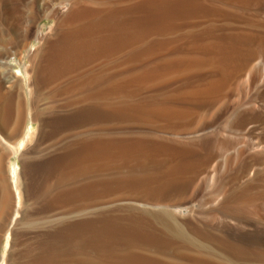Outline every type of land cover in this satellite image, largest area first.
<instances>
[{"label": "rangeland", "instance_id": "374dc122", "mask_svg": "<svg viewBox=\"0 0 264 264\" xmlns=\"http://www.w3.org/2000/svg\"><path fill=\"white\" fill-rule=\"evenodd\" d=\"M81 1L90 0H0V63L5 60L9 61L14 65L13 72L15 73L23 63H28L29 71L32 72L34 65L39 60V57L36 56L41 51L39 48L51 36L58 17ZM192 2L193 4L188 5L180 15H184L188 22L183 32H179L175 40L172 39V44L175 43V46L168 49L164 46L166 40H162V50L167 52L161 56L160 63L157 60L159 58L153 56L158 49L155 48L157 45H154L157 38H151L146 43L147 54H150L145 64L147 69L143 74L144 77L139 80V90L131 98L130 106H126L125 95L121 93L120 96H115L119 102L114 103L113 108L104 111L103 114L92 115V119L97 123L92 130V142L91 139L90 141L83 139L76 141L78 136L83 137L86 134L85 128H77L81 127L84 122H91L90 118L84 119L76 126L73 120L74 114L68 112L65 104L51 101L59 97L58 93L54 95L41 93L39 96L33 82H29L28 89L32 88L31 90L34 92L31 95L34 102L29 103L27 107L24 120L20 124V131L18 130L19 132L17 131L13 138H9L8 130L6 132L5 126L0 124V135L12 146H17L24 141L29 126H32L34 132L17 156L8 146L0 150V154L5 156L3 161L5 178L11 194L9 205L4 207V213L0 215L1 223L5 221L7 226L0 232V264H112L106 263L104 258L118 253L116 250H120L122 246L112 244L116 242L109 240L111 229L116 225L119 226L118 228H122V224L128 226L126 228H130V230L150 229L151 225H158L156 228L161 229L160 244L164 251L173 248L172 250L177 249L179 252L190 255L192 253L206 255L213 250V247H216L214 246L216 240H227L236 244L235 246L240 251H244L242 256L233 258L234 262L230 260L233 264H247V262H249L248 264L251 262L264 264V221L248 218L239 220L226 210L236 200L242 198L243 189L252 182L255 170H264V166H260L263 162L262 159L251 158L256 154L253 149L254 141L257 139L264 141V80L256 72L258 68L264 70V66L259 63V58H263L264 61V0H193ZM40 32L44 33L43 40L39 38ZM34 47L35 49L32 50ZM262 50L263 53L260 54ZM15 55L22 60H11ZM38 55L40 56V54ZM121 65L122 63H118L112 66L113 69L108 68L112 69L109 71V75L121 74L124 68H115V66ZM16 83H18V79L15 80ZM8 86L9 84L7 85L2 77V89L5 90ZM171 97L178 102H185L179 106L177 113L170 115L173 118L150 116L154 113L159 99L162 102ZM13 98H15V94ZM4 102L5 100H0V114L4 109ZM10 103V107L13 108L14 101L12 100ZM85 103L86 100H83L68 107L74 109L81 106L87 112L91 111L86 109ZM251 103L254 105L250 106ZM149 104L152 108L149 107ZM248 105L250 108L247 107L249 109L246 110ZM128 107L136 109L134 112L137 116L124 115L127 114ZM30 111L32 114H29ZM40 112L43 114L37 118L36 114H40ZM237 112L241 114L240 117L243 120L238 117L235 123L227 126L228 118ZM128 114H133V112L130 111ZM198 114L200 115L198 116ZM209 114L212 115L209 116ZM217 114L223 115L218 116L217 120L213 122ZM191 116H194L191 120L198 121L196 132L193 129L191 130L194 132H182L179 139L176 138L179 136L178 132L161 133L162 136L166 135L165 137L173 140L192 144L189 149L190 153H188L189 157L186 154L188 158L186 157L183 163L185 166L182 165L183 167L179 168L173 162L161 165L169 160L159 159L160 165H155L156 167L153 165L151 168L163 172L164 179H159L157 182L152 179L155 175L151 171H141L142 173L135 171L137 177H135L136 173L128 171L133 170V167H126L125 164L130 161L129 158H125L128 144L132 141L133 143H131L137 146L143 145L142 139H149L153 133L158 134L154 125L147 124L148 121H165L167 126L182 129L190 127V125L185 127L183 125L184 123L191 124V121L185 120L183 123L176 121V124L175 122L170 124L167 123V120ZM196 116L198 117L196 118ZM128 117H133L132 119L141 122L130 130L124 123ZM208 117L211 119V123L206 124ZM12 119L13 113L9 125H11ZM203 124H206V127ZM241 128H248L249 133L252 132L249 135V133L245 134L241 131L249 137L247 149L249 151L236 165L230 166L231 168L225 169L223 172L220 168L221 162L226 161L227 157L234 159L232 155L238 151L241 144L232 145L233 147L228 145L229 147L227 146L225 149L226 158L221 159L222 140L228 132L239 135ZM54 130L57 134H62L57 137L56 133H51ZM125 136L131 140L129 141ZM197 139L199 140L196 141ZM125 141L126 143H124ZM79 148H85L86 152L89 151L87 148H90L89 152L92 151L91 157L82 158L92 160L89 162V166L93 165L97 176L91 178V181L88 180L90 183L84 179L82 181L84 185L77 186L79 203L76 204L74 210L66 206L69 205V202L77 201V196L71 198L75 199L71 201L68 198L67 204L61 203V206L58 207H48L50 205L46 202L48 199L45 200L42 196L43 191L51 182L52 185L57 186L59 175H61V171L59 173L57 169L54 172L55 169H50L49 166L52 165L51 163L56 157ZM227 148L231 149L227 151ZM191 150L196 152L193 153ZM192 153L195 157L192 156ZM136 156L141 155L138 153ZM115 161L116 163H114ZM14 163L18 164L21 177L22 204L19 208L16 207L15 189L11 181L10 168ZM247 165H255L250 174L246 169ZM84 167L83 164L80 165V169ZM176 170L177 172H175ZM145 173L149 175L146 177ZM140 176L146 177L145 179L150 182ZM196 179L197 183L194 185ZM208 182L214 183L212 184L214 191L221 185V187L227 188L219 196L220 198L218 197L204 208H198L197 205L202 201L201 199L206 198V194V196L208 194L213 196L215 193H207L210 192L207 191ZM149 184L151 187H148ZM257 186H259L258 182L254 188ZM55 192L60 193L58 186ZM61 193L62 196L69 194L67 191ZM98 196H102V199H94ZM172 207L180 210L173 211ZM164 209L166 212H163ZM144 210L148 212L145 213ZM157 213L162 217L171 214L170 222L175 221V223L169 224L178 226L176 228L169 227V224L164 221L165 219L160 221ZM67 230L68 233H66ZM175 235L179 236L177 241H175ZM8 238L10 239L8 240ZM7 242L9 244L6 247ZM242 248L244 250H241ZM151 255L147 251L145 256ZM182 256L188 257V255H180L178 264L183 261ZM163 257L166 255L164 254ZM150 262L159 263L155 259Z\"/></svg>", "mask_w": 264, "mask_h": 264}, {"label": "crops", "instance_id": "0c3cea01", "mask_svg": "<svg viewBox=\"0 0 264 264\" xmlns=\"http://www.w3.org/2000/svg\"><path fill=\"white\" fill-rule=\"evenodd\" d=\"M192 1L193 0H90L77 2L58 17L56 20L57 22H55L56 24H54L51 36L42 46L38 60L39 65L37 64V66H39L37 69H39L35 71L36 76L34 75V78L36 79L34 80L35 89L37 92L43 93V95H54L58 93L59 97L57 99H52L51 101H58L64 104H66L70 99L75 100L78 97L87 95L88 93L86 92H91L92 96L94 95L93 97H97L100 101H102L101 103L97 99L99 104L96 102V104H94L95 107L93 106V110L88 112L81 106L71 109L65 105L68 112L74 114V124L80 123L81 121H84V119L88 118L96 123V121L92 119V115L103 114L104 111H109L113 108V104L119 102V99L117 100L115 96H120L121 93L125 95L124 101L126 106L130 105V103H132L131 98H133L134 93L139 90V80L141 79L142 74L145 73V64L150 55L147 54L148 51L146 49V43L151 38H157L154 45H158V49L154 52L153 56H155L154 58L157 56L159 58L157 59L158 63H160L161 56L167 52L162 50V40H166L164 46L168 49L175 46V43L172 44V39L175 40L177 38V34L179 32H183L188 22L184 15H180L184 12L188 5L193 4ZM166 9L168 13L165 11ZM134 10H136L135 13ZM172 10L175 12H172ZM124 11L126 16L124 15ZM142 11L144 13H142ZM120 12L121 14L123 12L122 16H120ZM99 24H101V26ZM93 27L95 28L93 29ZM108 30L110 32H108ZM72 33L76 34L75 37ZM86 34L89 35L87 36ZM82 43L84 44L83 46ZM40 60L43 62H40ZM49 61H52V64H48L47 62ZM118 63H122V65L117 67L115 66V68H124L121 74H116L115 76L109 75V71L113 69L112 66ZM98 90L99 92H97ZM100 97L105 98L101 100ZM104 101L107 104H104ZM130 111H132L133 114L135 113V110L128 107L127 114ZM189 121H191V124L184 123L183 127L189 125L190 127L193 126L195 120L190 119ZM158 125L162 124L154 125V128L156 129ZM188 128L189 127L174 129L186 130L188 133L190 132V130H187ZM182 132H178L177 135L182 136ZM94 199H102V196L95 197ZM77 200L79 201L78 193ZM66 202L67 201L63 202V204H67ZM118 227L119 226L116 225L111 229L113 233L111 232L109 240L113 239V242L117 241L112 244H116L117 246L121 245L122 248L120 250H116L118 253L105 257L104 261L106 263L156 264V262H150L155 259L158 260V264H178L179 257L183 254L188 255V257L182 256L183 261H181V264H195L194 261L199 262L198 264H205L201 262L200 259L198 260V255L200 256V254L190 255L179 252L177 249L172 250L173 248L164 251L162 249V245L160 244L161 229H157L156 227H158V225L156 224L151 225L150 230H130V228H126L128 226H125V224H122V228ZM169 227L175 228L177 226L169 225ZM140 230L142 231V234H140ZM145 231H147V233H145ZM175 239V241L178 240L176 235ZM147 251H149L152 255L149 257L145 256ZM164 254L166 257H163ZM203 256L205 255H201V257Z\"/></svg>", "mask_w": 264, "mask_h": 264}, {"label": "bare ground", "instance_id": "6f19581e", "mask_svg": "<svg viewBox=\"0 0 264 264\" xmlns=\"http://www.w3.org/2000/svg\"><path fill=\"white\" fill-rule=\"evenodd\" d=\"M177 1V0H176ZM175 2V1H174ZM189 2V1H188ZM195 2V1H194ZM197 2V1H196ZM211 2V1H210ZM171 3V2H170ZM173 3V2H172ZM198 3V2H197ZM210 4V3H209ZM169 5V4H168ZM173 5V4H172ZM212 5V4H211ZM133 7V6H132ZM132 7H129V8H132ZM157 7V6H156ZM155 7V8H156ZM179 7V6H178ZM184 7V6H183ZM191 7V6H190ZM218 7V6H217ZM128 8V7H127ZM140 8V7H139ZM149 8V7H148ZM159 8V7H158ZM125 9V8H124ZM110 10V9H109ZM113 10V9H112ZM111 10V11H112ZM122 10V9H121ZM139 10V9H138ZM142 10V9H141ZM152 10V9H151ZM177 10H178V8H177ZM219 10V9H218ZM131 11V10H130ZM135 11L136 10H134V13H135ZM150 11V10H149ZM155 11V10H154ZM163 11H164V9H163ZM162 11V12H163ZM166 12H167V9L165 10ZM185 11V10H184ZM238 11V10H237ZM132 12V11H131ZM130 12V13H131ZM152 12V11H151ZM172 12H175V11H173L172 10ZM236 12V11H235ZM142 13H144L143 11H142ZM164 13V12H163ZM168 13V12H167ZM246 13V12H245ZM114 14V13H113ZM119 14V13H118ZM120 14H121V12H120ZM132 14V13H131ZM141 14V13H140ZM139 14V15H140ZM177 14V13H176ZM69 15V14H68ZM110 15V14H109ZM112 15V14H111ZM123 15V12H122V14L120 15V16H122ZM124 15L126 16V14H125V11H124ZM134 15V14H133ZM241 15V14H240ZM159 16V15H158ZM163 16V15H162ZM165 16V15H164ZM131 17V16H130ZM135 17V16H134ZM144 17V16H143ZM155 17V16H154ZM204 17V16H203ZM125 18V17H124ZM128 18V17H127ZM145 18V17H144ZM164 18V17H163ZM67 19V18H66ZM123 19V18H122ZM183 19V18H182ZM187 19V18H186ZM128 20V19H127ZM137 20V19H136ZM140 20V19H139ZM177 20V19H176ZM62 21V20H61ZM57 22V21H56ZM179 22V21H178ZM61 23H63V22H61ZM107 23V22H106ZM105 23V24H106ZM124 23V22H123ZM122 23V24H123ZM126 23V22H125ZM129 23V22H128ZM127 23V24H128ZM56 24V23H55ZM102 24V23H101ZM101 24H99L100 26H101ZM138 24V23H137ZM125 26V25H124ZM106 27V26H105ZM129 27V26H128ZM95 27H93V29H94ZM100 28V27H99ZM111 28H112V26H111ZM115 28V27H114ZM97 29V28H96ZM102 29H104V28H102ZM119 29V28H118ZM131 29V28H130ZM70 30V29H69ZM71 30H73V29H71ZM127 30V29H126ZM50 31V30H49ZM61 31V30H60ZM95 31V30H94ZM104 31V30H103ZM107 31V30H106ZM133 31V30H132ZM79 32V31H78ZM92 32V31H91ZM108 32H110L109 30H108ZM129 32V31H128ZM74 33H76V32H74ZM83 33V32H82ZM89 33V32H88ZM96 33V32H95ZM195 33V32H194ZM73 34V33H72ZM71 34V35H72ZM76 34H78V33H76ZM76 34H73L74 35V37H75V35ZM80 34V33H79ZM110 34V33H109ZM122 34V33H121ZM69 35V34H68ZM87 36L89 35V34H86ZM107 35H108V33H107ZM53 36V35H52ZM79 36V35H78ZM85 36V35H84ZM93 36V35H92ZM43 37H44V33L43 32H40V34H39V38H41L40 40H43ZM91 37V36H90ZM59 38V37H58ZM83 38V37H82ZM86 38V37H85ZM103 38V37H102ZM76 39V38H75ZM74 39V40H75ZM88 39V38H87ZM86 41V40H85ZM91 41V40H90ZM100 41V40H99ZM53 42V41H52ZM71 42V41H70ZM79 42V41H78ZM84 42V41H83ZM96 42V41H95ZM68 43V42H67ZM74 43V42H73ZM90 43H92V42H90ZM42 44H44V43H42ZM69 44V43H68ZM80 44H81V42H80ZM137 44V43H136ZM7 45V44H6ZM77 45V44H76ZM75 45V46H76ZM84 44L82 43V46H83ZM105 45V44H104ZM64 46V45H63ZM72 46V45H71ZM158 46V45H157ZM156 46V47H157ZM61 47V46H60ZM65 47V46H64ZM70 47V46H69ZM152 47V46H151ZM71 48V47H70ZM74 48V47H73ZM94 48V47H93ZM35 49V47L34 48H32V50H34ZM39 49H42V46L39 48ZM64 49V48H63ZM62 49V50H63ZM65 49H67V48H65ZM157 49V48H156ZM31 50V51H32ZM46 50H47V48H46ZM72 50V49H71ZM261 50V49H260ZM65 51V50H64ZM63 51V52H64ZM70 51V50H69ZM148 51V50H147ZM146 52V51H145ZM7 53V52H6ZM41 52H39L38 54H40ZM51 53V52H50ZM58 53V52H57ZM66 53V52H65ZM261 53H263V50H262V52L260 51V54ZM36 55V56H38L39 57V55ZM52 54V53H51ZM54 54V53H53ZM59 54V53H58ZM61 54L63 55V53L61 52ZM76 54V53H75ZM9 55V54H8ZM21 55V54H20ZM49 56V55H48ZM51 56V55H50ZM58 56V55H57ZM138 56V55H137ZM259 56H261L262 57V55H259ZM58 57H60V56H58ZM75 57H77V56H75ZM79 57V56H78ZM53 58V57H52ZM62 58V57H61ZM137 58V57H136ZM17 59L19 60H22V58H20V57H18L17 55H15L14 56V58L13 59H11V60H15V61H17ZM35 59H36V57H35ZM263 59V58H262ZM261 58H259V63H261L263 66H264V61L262 60ZM24 60V59H23ZM42 60H44V59H42ZM42 60H40V62L42 61ZM48 61V60H47ZM52 61H53V59H52ZM51 61V62H52ZM43 62V61H42ZM50 62V61H49ZM49 62H47L48 64H52L51 62L49 63ZM17 63H19V62H17ZM22 63V62H21ZM45 63V62H44ZM37 64L38 63H36L35 65H34V67H33V65H32V67H33V71L32 72H30L29 71V65H28V63L26 64V63H23V65L22 66H20V67H18V71L15 73V72H13V67H14V65L12 64V63H10L9 61H2L1 63H0V100H5V102H4V106H3V110L1 111V114H0V124L2 125V126H5V130H6V132H7V130H8V134H9V138H13V136H15V133L19 130V128H21L20 127V124H21V121L22 120H24V114H26V110H27V107L29 106V103H31L32 101L34 102V99H32L31 98V95H33L34 94V92L31 90L32 88V86L30 87L31 89L29 90L28 88H29V82L30 81H32L33 82V84H34V80H36L35 78H34V75L36 74L35 73V71L36 70H38L37 69V67H39V66H37ZM39 65V64H38ZM45 66V65H44ZM51 66V65H50ZM153 66V65H152ZM52 68V67H51ZM147 69V68H146ZM150 69V68H149ZM148 69V70H149ZM152 69V68H151ZM32 70V69H31ZM70 71V70H69ZM68 71V72H69ZM38 72V71H37ZM72 72V71H71ZM155 72V71H154ZM256 72L259 74V77L262 79V80H264V70L262 69V68H258V69H256ZM49 73V72H48ZM61 73H62V71H61ZM136 73V72H135ZM62 75V74H61ZM143 75V74H142ZM36 76V75H35ZM129 76V75H128ZM127 76V77H128ZM135 76V75H134ZM140 76H141V73H140ZM239 76V75H238ZM2 77L4 78V80L6 81V84L8 85L9 84V86L8 87H6V89L5 90H3L2 88ZM61 77V76H60ZM142 77H144V75L142 76ZM51 78V77H50ZM132 78V77H131ZM16 79H18V83H16L15 84V80ZM59 79V78H58ZM38 80V79H37ZM118 81V80H117ZM36 82H39V81H36ZM132 83V82H131ZM134 83V82H133ZM82 84V83H81ZM123 84V83H122ZM72 86V85H71ZM79 86V85H78ZM227 86H228V84H227ZM22 87V88H21ZM136 87H137V85H136ZM117 88V87H116ZM72 89V88H71ZM76 89V88H75ZM99 89V88H98ZM17 90V91H16ZM103 90V89H102ZM101 90V91H102ZM262 90V89H261ZM23 91V92H22ZM97 92H99V90L97 91ZM162 92V91H161ZM215 92V91H214ZM262 92V91H261ZM264 92V91H263ZM39 93V96H40V94H41V92H38ZM86 93H88L87 95H84V96H81V97H78V98H76L75 100H73V99H70L65 105L66 106H71V105H73V104H75V103H77V102H81V101H83V100H86V103H85V105H86V109H90V110H92L93 109V105L94 104H96V102H97V99L99 100V98H96V99H94L93 98V96H92V94H91V92H86ZM216 93V92H215ZM15 94V98H13V95ZM37 94V93H36ZM67 94H69V93H67ZM85 94V93H84ZM161 94V93H160ZM220 94V93H219ZM61 95V94H60ZM103 95V94H102ZM194 95V94H193ZM210 95V94H209ZM96 96V95H95ZM148 96V95H147ZM159 96V95H158ZM207 96V95H206ZM101 98V100H103V98H105V97H100ZM196 98V97H195ZM41 99V98H40ZM110 99V98H109ZM108 99V100H109ZM189 99V98H188ZM12 100L14 101V107L12 108V107H10V105H9V103L11 102L12 103ZM162 100V99H161ZM208 100V99H207ZM100 101V100H99ZM98 101V102H99ZM252 101H254V100H252ZM97 102V104H99ZM101 103H102V101H100ZM109 102V101H108ZM10 103V104H11ZM104 104H107V103H105V101L103 102ZM183 103H185V102H183V101H176V100H174V99H172V97L171 98H168V99H166V100H164V101H162V102H160V100H159V102L156 104V107L154 108V113L153 114H150V116L151 117H156V118H173V117H170V115H172V114H174V113H177L178 112V108H179V106L180 105H182ZM254 103H255V101H254ZM257 103V102H256ZM142 104V103H141ZM151 104V103H150ZM149 104V105H150ZM250 104V103H249ZM64 105V106H65ZM84 105V106H85ZM102 105V104H101ZM135 105V104H134ZM154 105V104H153ZM254 104H252L251 103V105L250 106H253ZM65 106V107H66ZM100 106V105H99ZM110 106V105H109ZM108 106V107H109ZM130 106V105H129ZM95 107V106H94ZM101 107V106H100ZM149 107H151V105L149 106ZM154 107V106H153ZM247 107H249V105L248 106H246V110H248L247 109ZM98 108V107H97ZM152 108V107H151ZM252 108V107H251ZM136 110V109H135ZM255 111V110H254ZM138 112V111H137ZM13 113V119H12V123H11V125H9V122H10V117H11V114ZM152 113V112H151ZM243 113V112H242ZM28 114V113H27ZM29 114H32L31 113V111H30V113ZM41 114H43L42 112H40V114H36V116H37V118H39L40 117V115ZM45 114V113H44ZM149 114V113H148ZM244 114V113H243ZM123 115V114H122ZM124 115H128V116H133V115H135V116H137L135 113L134 114H124ZM200 114H198V116H199ZM210 115H212V114H209V116ZM220 115H223V114H217L215 117H214V121L213 122H215L216 120H217V118H218V116H220ZM233 116H229L230 118H228V121H227V126H230V124L232 125V123H235V120H237V118L238 117H240V115L241 114H238V112H237V114H232ZM198 116H196V118L198 117ZM192 117H194V116H191V117H187V118H175V119H171V120H167V123L169 122L170 124L172 123V122H175V121H180V123L181 122H183V121H185V120H190ZM46 118V117H45ZM63 118V117H62ZM133 117H128V119L124 122L126 125H127V128L128 129H132V128H135L138 124H139V122H141L140 120H136V119H132ZM195 118V119H196ZM241 118V117H240ZM243 118H244V116H243ZM264 118V117H263ZM242 119V118H241ZM240 119V120H241ZM213 120V119H212ZM243 120V119H242ZM144 121V120H143ZM147 122V121H146ZM196 122V121H195ZM194 122V124H193V126H191V127H189L187 130H190L191 132L194 130L195 131V129L197 128V126H198V121L195 123ZM241 122V121H240ZM261 122V121H260ZM112 123V122H111ZM148 123H150V124H152V125H157V124H162V125H158V127L156 128V130H157V132H158V134L156 133H153L152 135H150L149 136V139H142L143 140V145H135V144H132L131 142H130V144H128V146H127V151L125 152V158H129V160L130 161H128L127 163H125L126 164V167H133L132 169L134 170H132L131 171V169L130 170H128L129 172H134V174H135V177H137V172H135V171H142V172H146L147 170L150 172H153L154 173V177L152 178L153 180L155 179V182H157V180H159V179H164L163 178V172H161L160 170H154V169H151L152 168V166L153 167H156L155 165H160L159 164V159H165V160H169L168 162H164L163 164H161V165H168V164H171V162H173V163H176L177 165H175V166H178L179 168H182L183 166L182 165H184L183 163L185 162V159H186V157L188 156V153H190V150L189 149H191L190 147H191V143H189L188 144V142H185V141H178V140H173V139H171V138H168V137H165V136H162V134H160L161 132L163 133V132H165L164 134H167V132H182L183 130H175L174 129V127L173 126H167V125H165V121H155V122H152V121H148L147 122V124ZM208 123H211V119L208 117V119L206 120V124H208ZM206 124L204 125V127H206ZM19 125V126H18ZM43 125V124H42ZM76 125V124H75ZM95 125H97V123H94V122H90L89 121V123L87 122V123H83V124H81V127H78L77 129H84V130H86V134L83 136V137H79L78 136V138L76 139V141L77 140H89L90 141V139H91V142H92V137H93V133H92V130H93V127L95 126ZM239 125V124H238ZM46 126V125H45ZM77 126V125H76ZM204 127H203V129H204ZM235 128H236V126H234ZM71 128H72V126H71ZM237 128H238V126H237ZM76 129V130H77ZM191 129H193V130H191ZM199 129V128H198ZM202 129V130H203ZM224 130H225V128H224ZM230 130H232L231 128H230ZM229 130V131H230ZM235 130V129H234ZM20 131V130H19ZM18 131V132H19ZM193 131V132H194ZM237 131V130H236ZM241 131H243L245 134H248L249 133V129L248 128H245V129H240L239 130V135H234L233 133H231V132H228L227 134H226V137H224V139L222 140V143H221V147H220V154H222L221 155V159H224V158H226V156H225V152H226V147L228 146V145H230V146H232V145H240L241 144V147L238 149V151L237 152H235L233 155H232V157H234V159H231L230 157L228 158L227 157V159H226V161H224L223 160V162H221V164H220V168H221V170H223V172H224V170L225 169H229V168H231L232 166H234V165H236L237 163H238V161L239 160H242V156H246L247 154V152L249 151H247V149H248V140H249V137H248V135H245L243 132H241ZM68 132V131H67ZM112 132V131H111ZM118 132V131H117ZM125 132V131H124ZM187 133V131L186 130H184L183 131V133ZM196 132V131H195ZM219 132H221V131H219ZM51 133H56V130H54V132H51ZM113 133V132H112ZM115 133V132H114ZM216 133H218V132H216ZM222 133V132H221ZM250 133H252V132H250ZM250 133H249V135H250ZM18 134V133H17ZM34 134V132H33V128H32V126H29L28 127V131H27V134H26V136H25V138H24V141L22 142V143H19L17 146H12V145H10L8 142H7V140H5L4 138H2V135H0V150H3V148H5V146L7 147H9V148H11L12 150H13V152H14V155L15 156H17L21 151H22V149L26 146V144L28 143V141L31 139V136ZM57 134V133H56ZM62 134V133H61ZM60 134V135H61ZM236 134H237V132H236ZM19 135V134H18ZM48 135V134H47ZM58 136L57 137H59L60 135H59V133L57 134ZM132 135H135V134H132ZM147 135H148V133H147ZM198 136H201V135H199V134H197ZM197 135H194V136H197ZM217 135V134H216ZM220 136H221V134H219ZM45 136V135H44ZM54 136V135H53ZM56 136V135H55ZM82 136V135H81ZM96 136V135H95ZM197 136V137H198ZM219 136V137H220ZM96 137H98V136H96ZM109 137V136H108ZM125 137H127V136H125ZM128 137H129V135H128ZM127 137V138H128ZM181 136H176V138H180ZM196 137V138H197ZM203 137H205V136H203ZM254 137H256V136H254ZM7 138V137H6ZM50 138V137H49ZM116 138V137H115ZM134 138V137H133ZM132 138V139H133ZM173 138V137H172ZM216 138H217V136H216ZM94 139H95V137H94ZM182 139H184L185 140V138H182ZM187 140H188V138H186ZM189 139H192V138H189ZM193 139L195 140V137H193ZM200 139V138H199ZM199 139H197L196 141H198ZM214 139V138H213ZM257 139V138H256ZM35 140V139H34ZM71 140V139H70ZM112 140V139H111ZM117 140V139H116ZM127 140V139H126ZM128 140H129V138H128ZM130 140H131V138H130ZM129 140V141H130ZM212 140V139H211ZM216 140V139H215ZM214 140V141H215ZM252 140H255V139H252ZM75 141V140H74ZM73 141V142H74ZM84 141V142H85ZM96 141V140H95ZM134 141V140H133ZM218 141H220V140H218ZM217 141V142H218ZM111 142H113V141H111ZM138 142H139V140H138ZM137 142V143H138ZM194 142V141H193ZM32 143V142H31ZM67 143V142H66ZM65 143V144H66ZM77 143V142H76ZM86 143V142H85ZM115 143V142H114ZM119 143V142H118ZM124 143H126V141L124 142ZM129 143V142H128ZM136 143V144H137ZM146 143V144H145ZM197 143V142H196ZM213 143V142H212ZM220 143V142H219ZM102 144V143H101ZM108 144V143H107ZM110 144V143H109ZM108 144V145H109ZM195 144V143H194ZM93 145V144H92ZM205 145H207L208 146V144H205ZM70 146V145H69ZM85 146V145H84ZM117 146V145H116ZM201 146V145H200ZM215 146H216V144H215ZM68 147V146H67ZM97 147V146H96ZM109 147V146H108ZM124 147V146H123ZM193 147H194V145H193ZM192 147V148H193ZM218 147V146H217ZM229 147V146H228ZM233 147V146H232ZM91 148V147H90ZM90 148L88 149L87 148V150H89L90 151ZM101 148V147H100ZM209 148V147H208ZM28 149V148H27ZM56 149V148H55ZM70 149V148H69ZM68 149V150H69ZM111 149V148H110ZM194 149V148H193ZM206 149V148H205ZM214 149H215V147H214ZM229 149H231V148H229ZM228 148H227V151L229 150ZM253 149H254V151H256L255 153V156H251V158L252 159H262L263 160V162H262V164H260V166H264V141H262V140H260V139H257V140H255L254 141V143H253ZM64 150V149H63ZM67 150V151H68ZM208 150V149H207ZM212 150H213V147H212ZM217 150V149H216ZM88 151V152H89ZM194 151L195 150H191V152H193L194 153ZM205 151V150H204ZM214 151V150H213ZM86 152V150H85V148H79L78 150H73V151H69V152H67L66 154H63V155H60V156H58V157H56L55 159H53V161H52V165H50L49 166V168L50 169H55L54 170V172L57 170L59 173H60V171H61V175H59V179H58V184H57V186H58V188H59V191H60V193H58V192H55V190L57 189V186L56 185H52L51 183L50 184H48V186L44 189V191H43V194H42V196L44 197V199L45 200H47L46 202L47 203H49V205L50 206H48V207H58V206H61V203H63V201H64V199H66L65 201H68L67 199L68 198H70L69 200L71 201V200H75V199H71V198H74L75 196H77L76 195V191H77V186L79 187V184H82V186L84 185V182H82V181H84V179L85 180H90L91 178H95L96 176H97V173L95 172V168H93V165H91V166H89V162L90 161H92V160H90V158H82V157H91L90 155V153L92 152ZM196 152V151H195ZM207 152V151H206ZM54 153V152H53ZM140 154L141 156H136L137 154ZM160 153H164V154H160ZM193 153H192V156H194L193 155ZM186 154H187V156H186ZM220 154H218V155H220ZM33 155V154H32ZM53 155V154H52ZM128 155H130V156H128ZM191 156V155H190ZM216 156V155H215ZM4 155H2V154H0V209H1V212H0V215H1V213H4V207L8 204L9 205V203H10V201H11V194H10V191H9V186H8V183H7V179L5 178V168H4ZM189 157V156H188ZM187 157V158H188ZM195 157V156H194ZM28 159V158H27ZM29 160V159H28ZM123 160V159H122ZM198 160V159H197ZM24 161V160H23ZM124 161H126V159H124ZM29 162V161H28ZM99 162V161H98ZM43 163H44V161H43ZM114 163H116V161L114 162ZM212 163V162H211ZM49 164V163H48ZM83 164V166H85L84 168H82V169H80V165H82ZM46 166H47V164H46ZM170 166V165H169ZM185 166V165H184ZM192 166V165H191ZM231 166V167H230ZM255 165H253V166H251V165H247V167H246V169H247V171H248V174H250V171L253 169V167H254ZM25 167V166H24ZM27 167V166H26ZM175 168H177V167H175ZM179 168H178V170H179ZM263 168V167H262ZM11 181H12V183H13V186H14V189H15V197H16V207L17 208H19V207H21V204H22V193L20 192V190H21V188H20V180H21V177H20V172H19V166H18V164L17 163H14V164H12L11 165ZM38 169V168H37ZM105 169V168H104ZM127 169V168H126ZM245 169V170H246ZM259 170V169H258ZM48 171V170H47ZM46 171V172H47ZM103 171V170H102ZM126 171V170H125ZM124 171V172H125ZM32 172V171H31ZM44 172V171H43ZM123 172V173H124ZM141 172V173H142ZM175 172H177V170L175 171ZM98 173H100V172H98ZM117 173V172H116ZM30 174V173H29ZM108 174V173H107ZM111 174V173H110ZM133 174V175H134ZM139 175H140V173H138ZM144 174V173H143ZM52 175V174H51ZM54 175V174H53ZM102 175H104V174H102ZM113 175H115V174H113ZM132 175V174H131ZM130 175V176H131ZM145 175H146V177L149 175H147L146 173H145ZM145 175H143V176H145ZM194 175V174H193ZM202 175V174H201ZM44 176V175H43ZM112 176V175H111ZM129 176V175H128ZM129 176V177H130ZM141 178H144V177H142V176H140ZM145 177V178H146ZM167 177V176H166ZM170 177V176H169ZM168 177V178H169ZM106 178H108V177H106ZM139 178V177H138ZM144 178V179H145ZM199 178V177H198ZM197 178V179H198ZM98 179H100L99 177H98ZM102 179V178H101ZM151 179V180H152ZM173 179V178H172ZM171 179V180H172ZM197 179L196 180H194L195 181V183H194V185L197 183L196 181H197ZM139 180V179H138ZM143 180V179H142ZM146 181L148 180V179H145ZM166 180V179H165ZM91 181V180H90ZM90 181H88L89 183H90ZM144 181V180H143ZM149 181V180H148ZM33 182V181H32ZM82 182V183H81ZM87 182V183H88ZM145 182V181H144ZM150 182V181H149ZM258 182V184H259V186H257L256 188H254V185L256 184ZM136 183V182H135ZM138 183V182H137ZM147 185H148V183L147 182H145ZM145 183H143L144 185H145ZM175 183V182H174ZM42 184V183H41ZM140 184V183H139ZM154 184V183H153ZM156 184V183H155ZM212 184H214V183H212ZM212 184H210L209 182H208V185H207V191H210V192H207V193H211V192H215L214 193V195L212 196V194L210 195V194H208V196H206L205 195V197L206 198H204V199H201L202 201L197 205L198 206V208H204V207H206L208 204H210V203H212V202H214L220 195H222L223 193H224V191H225V188H227V187H216V189H215V191L213 190V187L214 186H212ZM94 185V184H93ZM141 185V184H140ZM152 185V184H151ZM98 186V185H97ZM153 186H156V185H153ZM168 186V185H167ZM224 186V185H223ZM226 186V185H225ZM81 187V186H80ZM87 187V186H86ZM148 187H151L150 186V184H149V186ZM43 188V187H42ZM171 188V187H170ZM241 189V188H240ZM43 190V189H42ZM41 190V191H42ZM86 190V189H85ZM239 190V189H238ZM68 192L69 194H68V196L66 197V196H62V193L61 192ZM84 191V190H83ZM79 192V191H78ZM87 192V191H86ZM235 192H237V191H235ZM81 193V192H80ZM129 193V192H128ZM226 193V192H225ZM243 195H241L242 196V198L241 199H238V200H236L234 203H233V205L232 206H229V207H227V211L231 214V215H234V217H237L239 220H241V219H246V218H248V219H259V220H262V221H264V170L262 171L261 169L259 170V171H257V170H255V174H254V177H253V180H252V182L250 183V184H248V185H246L245 187H244V189H243ZM241 193V194H242ZM233 194H235L234 192H233ZM48 195H50L49 197H48ZM85 195V194H84ZM114 195V194H113ZM240 196V197H241ZM77 198V197H76ZM220 198V197H219ZM41 200V199H40ZM173 202V201H172ZM71 202H69V205H67L66 207L68 208V207H70V208H73L72 210H74V208H75V206H76V204H78L79 202H78V200L77 201H75V202H73V203H71ZM120 203V202H119ZM167 203V202H166ZM170 203V202H169ZM168 203V204H169ZM45 204V203H44ZM134 204V203H133ZM48 205V204H47ZM126 206V205H125ZM51 207V208H52ZM118 207V206H117ZM116 207V208H117ZM127 207H128V205H127ZM126 207V208H127ZM141 207V206H140ZM158 207V206H157ZM222 207H224V206H222ZM45 208V207H44ZM134 208V207H133ZM133 208H131V209H133ZM54 209V208H53ZM130 209V208H129ZM139 209V208H138ZM177 209H179V208H173L172 207V210L174 211V210H177ZM46 210V209H45ZM104 210V209H103ZM134 210H136V209H134ZM150 210V209H149ZM165 210V209H164ZM180 210V209H179ZM132 211V210H131ZM138 211V210H137ZM153 211V210H152ZM167 211H169V210H167ZM225 211V210H224ZM145 213L146 212H148V211H144ZM150 212V211H149ZM154 213H155V211H153ZM158 212V211H157ZM163 212H166V210L165 211H163ZM162 212V213H163ZM170 212V211H169ZM137 213V212H136ZM161 213V214H162ZM106 214V213H105ZM110 214V213H109ZM129 214V213H128ZM148 214V213H147ZM158 214V213H157ZM164 215H165V213H163ZM162 214V215H163ZM177 214V213H176ZM94 215V214H93ZM159 215V219H160V221L161 220H164L166 223H171L170 222V215L171 214H167L166 215V217H162L160 214H158ZM136 216V215H135ZM134 216V217H135ZM107 217H109V216H107ZM128 217V216H127ZM141 217V216H140ZM144 217V216H143ZM150 217V216H149ZM59 218H62V217H59ZM84 218V217H83ZM142 218V217H141ZM210 218V217H209ZM80 219V218H79ZM87 219V218H86ZM143 219H145V218H143ZM148 219V218H147ZM167 219V220H166ZM174 219V218H173ZM54 220V219H53ZM153 220V219H152ZM156 220V219H155ZM149 221V220H148ZM157 221V220H156ZM178 221V220H177ZM133 222V221H132ZM164 222V223H165ZM212 222H213V220H212ZM64 223V222H63ZM86 223V222H85ZM121 223V222H120ZM154 223V222H153ZM157 223V222H156ZM172 223H175V221L174 222H172ZM171 223V224H172ZM116 224V223H115ZM259 224V223H258ZM8 225V224H7ZM102 225V224H101ZM170 225V224H169ZM54 226V225H53ZM98 226V225H97ZM112 226V225H111ZM118 226V225H117ZM176 226H178V225H176ZM7 226H6V223H5V221H3V223H1V218H0V232L1 231H3L5 228H6ZM87 227H89V226H87ZM136 227V226H135ZM184 227V226H183ZM55 228V227H54ZM74 228V227H73ZM176 228V227H175ZM77 229V228H76ZM106 229V228H105ZM179 229V228H178ZM150 230V229H149ZM186 230V229H185ZM80 231V230H79ZM82 231V230H81ZM107 231V230H106ZM60 232V231H59ZM63 232V231H62ZM75 232V231H74ZM141 232V231H140ZM184 233H185V231H183ZM66 233H68V230H67V232ZM87 233V232H86ZM113 233V232H112ZM54 234V233H53ZM170 234V233H169ZM184 235V234H183ZM264 235V234H263ZM102 236V235H101ZM246 236V235H245ZM178 238H179V236H177ZM208 237V236H207ZM177 238V239H178ZM10 238H8V240H9ZM54 239V238H53ZM185 239V238H184ZM208 239V238H207ZM113 240V239H112ZM186 240V239H185ZM237 240V239H236ZM243 240V239H242ZM9 242V241H8ZM7 242V244H6V247L8 246V243ZM117 242V241H116ZM183 242V241H182ZM257 242V241H256ZM110 243V242H109ZM136 243V242H135ZM189 243V242H188ZM215 243H216V245H214V246H216V247H213V250L212 251H210L208 254H206L205 256H203V257H201V255L199 256L198 255V260L200 259L201 260V262H203V263H205V264H233L230 260H234L233 258H235V257H240V256H242L243 255V252L244 251H240L239 249H237V247L234 245V244H232L231 242H229V241H227V240H216L215 241ZM102 244H104V243H102ZM145 244V243H144ZM194 244V243H193ZM237 244H239V243H237ZM142 245V244H141ZM191 245H192V243H191ZM116 246V245H115ZM132 247H133V245H132ZM195 248V247H194ZM211 248V247H210ZM262 248V247H261ZM203 250V249H202ZM210 250V249H209ZM241 250H244L243 248L241 249ZM247 250V249H246ZM200 251V250H199ZM183 253V252H182ZM191 253V252H190ZM246 253H247V251H246ZM189 254V253H188ZM193 254V253H192ZM200 254V253H199ZM245 254V253H244ZM248 254H249V252H248ZM196 255V254H195ZM245 255H247V254H245ZM194 256V255H193ZM263 256V255H262ZM250 257V256H249ZM39 259V258H38ZM37 259V260H38ZM195 259V258H194ZM251 259V258H250ZM230 261V262H229ZM235 261H237V260H235ZM251 261V260H250ZM146 262H147V260H146ZM161 262V261H160ZM195 262V264L197 263H199V262H196V261H194ZM234 262V261H233ZM80 263V262H79ZM85 263V262H84ZM166 263V262H165ZM185 263V262H184ZM249 262H247V264H248ZM251 264H254V263H252L251 262Z\"/></svg>", "mask_w": 264, "mask_h": 264}]
</instances>
